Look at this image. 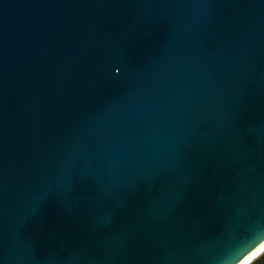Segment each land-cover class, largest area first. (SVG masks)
Wrapping results in <instances>:
<instances>
[{
  "label": "water",
  "instance_id": "1",
  "mask_svg": "<svg viewBox=\"0 0 264 264\" xmlns=\"http://www.w3.org/2000/svg\"><path fill=\"white\" fill-rule=\"evenodd\" d=\"M263 244L264 0H0V264Z\"/></svg>",
  "mask_w": 264,
  "mask_h": 264
},
{
  "label": "bare ground",
  "instance_id": "2",
  "mask_svg": "<svg viewBox=\"0 0 264 264\" xmlns=\"http://www.w3.org/2000/svg\"><path fill=\"white\" fill-rule=\"evenodd\" d=\"M264 247V244L257 248L255 251H253L245 260H243L240 264H246L248 261H251L250 259H254L257 255H259L264 249L261 250V248ZM261 250V251H260Z\"/></svg>",
  "mask_w": 264,
  "mask_h": 264
},
{
  "label": "trees",
  "instance_id": "3",
  "mask_svg": "<svg viewBox=\"0 0 264 264\" xmlns=\"http://www.w3.org/2000/svg\"><path fill=\"white\" fill-rule=\"evenodd\" d=\"M248 264H264V250L252 259Z\"/></svg>",
  "mask_w": 264,
  "mask_h": 264
},
{
  "label": "snow or ice",
  "instance_id": "4",
  "mask_svg": "<svg viewBox=\"0 0 264 264\" xmlns=\"http://www.w3.org/2000/svg\"><path fill=\"white\" fill-rule=\"evenodd\" d=\"M251 249H249V251H250ZM246 254V253H245Z\"/></svg>",
  "mask_w": 264,
  "mask_h": 264
}]
</instances>
